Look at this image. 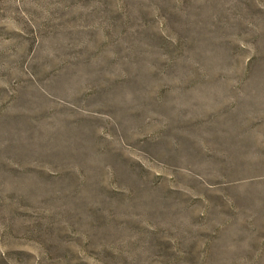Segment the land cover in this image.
<instances>
[{"label": "rangeland", "instance_id": "1", "mask_svg": "<svg viewBox=\"0 0 264 264\" xmlns=\"http://www.w3.org/2000/svg\"><path fill=\"white\" fill-rule=\"evenodd\" d=\"M0 264H264V0H0Z\"/></svg>", "mask_w": 264, "mask_h": 264}]
</instances>
